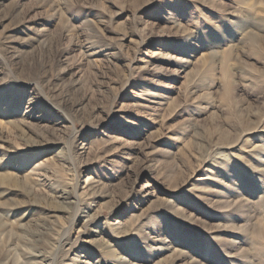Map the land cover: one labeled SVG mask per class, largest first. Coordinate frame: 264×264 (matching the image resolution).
<instances>
[{
	"label": "rangeland",
	"instance_id": "1",
	"mask_svg": "<svg viewBox=\"0 0 264 264\" xmlns=\"http://www.w3.org/2000/svg\"><path fill=\"white\" fill-rule=\"evenodd\" d=\"M0 264H264V0H0Z\"/></svg>",
	"mask_w": 264,
	"mask_h": 264
}]
</instances>
